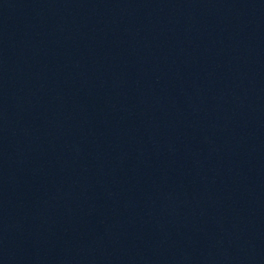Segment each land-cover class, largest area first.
<instances>
[{
	"label": "water",
	"instance_id": "water-1",
	"mask_svg": "<svg viewBox=\"0 0 264 264\" xmlns=\"http://www.w3.org/2000/svg\"><path fill=\"white\" fill-rule=\"evenodd\" d=\"M0 264H264V0H0Z\"/></svg>",
	"mask_w": 264,
	"mask_h": 264
}]
</instances>
